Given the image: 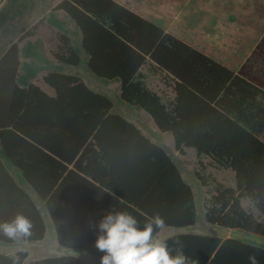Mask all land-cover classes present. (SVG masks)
<instances>
[{
	"label": "trees",
	"instance_id": "obj_1",
	"mask_svg": "<svg viewBox=\"0 0 264 264\" xmlns=\"http://www.w3.org/2000/svg\"><path fill=\"white\" fill-rule=\"evenodd\" d=\"M34 0H6L0 9V223L22 215L30 235L2 241L39 240L46 225L31 194L45 206L58 242L71 251L101 257L95 248L96 224L110 209L126 210L141 224L154 215L163 227L195 224L197 208L190 186L166 152L142 136L112 101L91 90L67 66L85 69L104 81L122 84L121 100L147 112L171 133L176 150L192 148L216 168L235 173L236 188L217 184L207 217L224 228L264 239V37L251 53L254 66L236 73L141 18L114 0H64L50 12V25L65 33L55 65L42 40L15 39ZM63 10L74 23L66 27ZM150 57L175 81L171 103L150 90L141 67ZM257 64V66H255ZM44 71L49 95L34 80ZM207 185V179L198 174ZM248 199L256 211L246 210ZM161 228L156 229L157 236ZM183 245L195 264H264L256 242L202 235L166 241ZM175 252L173 251V255ZM0 264L13 260L0 255ZM32 264H87L59 257Z\"/></svg>",
	"mask_w": 264,
	"mask_h": 264
},
{
	"label": "rangeland",
	"instance_id": "obj_2",
	"mask_svg": "<svg viewBox=\"0 0 264 264\" xmlns=\"http://www.w3.org/2000/svg\"><path fill=\"white\" fill-rule=\"evenodd\" d=\"M64 0H34L28 10L20 18L18 27L25 30L15 41L22 47L27 41L42 40L49 59L57 66L56 54L62 45L63 30L48 22L50 12ZM131 10L141 18L160 27L165 33L212 58L218 63L238 73L244 66L251 64L250 56L255 47L264 37V0H114ZM6 0H0V9ZM56 15L65 21L66 27L74 29V23L63 10ZM85 61L78 66H67L64 73L77 76L91 90L106 95L113 103V113L119 114L132 123L151 143L161 147L180 171L183 180L190 186L194 194L197 208L195 224L183 228L163 227L156 236L166 242L179 235H202L218 238L221 242L239 240L256 242L264 246V239L249 238L252 234L240 229L224 228L212 223L207 217L208 200L215 194L217 184L236 188L235 173L232 170L216 168L206 157H199L192 148L184 152L176 150L174 137L171 133L161 131L152 117L141 108L128 105L121 100L122 84L119 81H104L93 76L85 69ZM257 66V64H255ZM147 87L162 97L166 103L175 99V81L158 68L150 57L141 67ZM47 71L41 73L34 84L49 95L55 92L45 83ZM198 174L207 179L204 185ZM41 212L46 225V234L39 240L7 243L0 238V255L11 260L19 257V264H32L36 261L76 257L87 264H99L100 257L89 253L71 251L64 248L57 239L54 224L45 210V206L36 195L31 194ZM243 207L251 212L256 211L248 199L242 200Z\"/></svg>",
	"mask_w": 264,
	"mask_h": 264
},
{
	"label": "clouds",
	"instance_id": "obj_3",
	"mask_svg": "<svg viewBox=\"0 0 264 264\" xmlns=\"http://www.w3.org/2000/svg\"><path fill=\"white\" fill-rule=\"evenodd\" d=\"M163 223L158 214L141 224L126 210L110 209L91 225L97 231L95 248L103 253L99 264H195L184 254L180 241H175L177 247L172 249L157 239L154 232ZM30 229L31 223L22 215H17L11 222L0 223V233L10 239L27 237L31 234ZM248 261L259 264L255 255H250ZM13 264H19V257Z\"/></svg>",
	"mask_w": 264,
	"mask_h": 264
}]
</instances>
